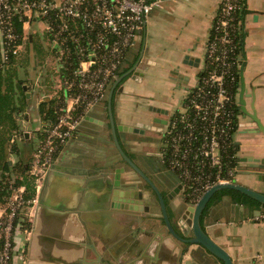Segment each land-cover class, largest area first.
I'll list each match as a JSON object with an SVG mask.
<instances>
[{
  "label": "crops",
  "instance_id": "1",
  "mask_svg": "<svg viewBox=\"0 0 264 264\" xmlns=\"http://www.w3.org/2000/svg\"><path fill=\"white\" fill-rule=\"evenodd\" d=\"M219 2L220 0H162L161 5L150 12L145 27L126 52L125 60H130L142 45L148 66L146 71H158L169 86L167 92L157 97L145 96V92L137 87L145 71L140 81L127 78L114 97L116 123L144 129L143 132L118 131L120 143L125 151L137 150L139 154L144 153L142 157H137V161L150 174L152 170L145 160L154 150L155 143L152 141L153 133L149 130V125L151 119L159 114L148 110V106L152 104L166 107L169 109V116L181 103L184 89L195 81V75L204 65L209 28ZM243 3L244 7L252 10L245 15L241 11L240 15L241 46L242 52L246 54L243 74L247 87L254 91L252 102L264 124V0H243ZM26 32L24 47L26 43L31 45L37 35L49 44L41 22L32 20L26 26ZM186 53L194 63L197 61L195 58H198L196 65L181 63ZM176 65H179L180 71L189 75L184 84L180 85L170 77L169 70ZM34 70L40 74L39 70ZM175 88L179 91L177 95ZM25 90L28 92V95L25 93L26 100L30 103L27 107H33L36 111V118L33 120H30L29 115L28 125L25 116L21 117L17 112L16 119H20L17 129L26 132L27 129L35 130L40 99L27 85ZM105 108L106 102H98L87 110L73 135L48 166L39 186L35 188L32 204L24 212L29 226L14 229L13 248L17 258L14 261L12 259V264L20 262L19 251L24 248L26 257L23 264L29 257L36 261L42 260L40 250L46 253L63 249L65 252L70 251V256L71 253L75 254L73 261L77 262H83L85 254L94 257L92 252H96L99 259L109 260L112 264L179 263V243L168 232L152 189L118 153ZM235 138L240 142L239 155L264 156V132L247 133L237 130ZM22 147V143L18 144L15 151L24 153ZM242 164L248 163L242 161ZM260 171L264 172V169ZM116 172L134 185L116 187L113 184ZM170 172L171 176L165 181L157 182V185L164 197L170 221L178 230L177 219L180 215L178 216L174 207L182 199L179 194L183 192V187L172 197L167 195L179 180L175 173ZM238 174L241 176L238 182L259 191L264 190V180L258 179L256 174ZM140 190L143 191V202L150 207L151 218L143 222L130 221L126 213L109 206L111 197L128 200L120 196ZM221 197L203 214L201 220L204 229L226 249L233 264H264V218L261 215L264 206L237 203L231 195L224 194ZM36 219L37 226L42 231L33 230ZM191 247L195 245L192 244ZM32 253L36 256L31 257ZM183 258H189V255L185 254ZM49 262L62 264L57 261ZM217 264L222 263L219 261Z\"/></svg>",
  "mask_w": 264,
  "mask_h": 264
},
{
  "label": "built area",
  "instance_id": "2",
  "mask_svg": "<svg viewBox=\"0 0 264 264\" xmlns=\"http://www.w3.org/2000/svg\"><path fill=\"white\" fill-rule=\"evenodd\" d=\"M161 2L0 0V70L24 48L26 26L32 20L41 22L50 50L64 61L62 98L53 107V117L42 118L38 114L35 147L31 159L25 163V173L33 179L34 188L39 186V180L83 115L105 97L126 52L143 30L150 12ZM243 8V0H220L209 28L204 65L195 81L184 89L181 103L169 114L161 133V160L177 175L182 193L192 202L210 186L236 179L241 169L242 161L235 150L239 121L235 83L242 63ZM16 15L21 20V34L14 28ZM18 114L29 119L27 109L19 110ZM23 133L24 130L13 129L8 140L14 143ZM7 182L12 191L1 207L0 264H6L10 258L15 215L34 200V196L24 197V184ZM261 215L264 218V212Z\"/></svg>",
  "mask_w": 264,
  "mask_h": 264
},
{
  "label": "water",
  "instance_id": "3",
  "mask_svg": "<svg viewBox=\"0 0 264 264\" xmlns=\"http://www.w3.org/2000/svg\"><path fill=\"white\" fill-rule=\"evenodd\" d=\"M248 12H252L251 9L244 7L242 10V14L245 15ZM256 16V15H254ZM145 27V26H144ZM142 32V31H141ZM245 52H242V63L240 66L239 76H240V93H239V100H240V106L241 109L246 112V101L244 99L243 92L245 90V78L243 74V68H244V59H245ZM140 59V58H139ZM198 61V58H195ZM137 61L127 70H125L122 73H118L114 80L112 81L111 87L108 91L107 95V113H108V119H109V127L111 136L114 142V145L122 157L124 161L136 172L138 173L148 184L150 189L154 192L156 195V198L159 202L160 210H161V217L164 221V224L168 230V232L178 241L179 243V249H180V255H179V263L178 264H217L219 261H221L222 264H233L232 258L230 257L229 253L224 249L220 244H218L210 235L206 232L204 229V226L202 225V215L203 211L212 199V196L214 193L218 190L230 188L237 190L239 192H242L246 194L247 196L259 201L261 204H264V192L259 191L257 189H254L248 185H245L241 182H238L236 179H234L231 182H225V183H216L212 186H210L208 189L202 192L200 197L195 201H190L183 193H180L179 196L182 198L179 203L175 205V209L178 212V219H177V226L178 230L172 225V222L170 221V218L167 213L166 204L164 201V197L161 194L158 186L154 183V181L145 173V171L128 155V153L124 150L122 144L120 143V140L118 138V131L125 130V131H132V132H143L144 129L134 126V125H128V124H122V123H116L115 117L112 113V97H113V91L115 86L121 81L123 77L130 74V78L134 79L135 81H140L142 79V76L144 72L147 70L148 66L147 63H145V58H142L139 62ZM196 61V62H197ZM196 62L194 63L192 58L189 57V55L186 53L183 58L181 59L182 64L187 65H196ZM170 77L176 81L178 84H184L186 80L188 79L189 75L186 73H183L180 71L179 65H176L175 67L171 68L169 70ZM120 88V87H119ZM23 89H26V85L23 84ZM26 95H28V92H26ZM148 110L152 111L153 113L159 114L162 113L163 107L152 105L150 104L148 106ZM250 117L253 119V125L248 128L247 131H253V132H264V124L256 114V111L254 109V106L252 105V112L249 113ZM160 117L159 115H155L151 122H159ZM246 123H237V127H242ZM152 129V126L150 127ZM246 131V130H243ZM240 161H246L249 162V165L252 167L247 170H239L238 173H246V174H256L258 179L264 180V172H261V169H264V156L259 157L255 155H239ZM118 172V170H116ZM115 173L113 184L116 187L121 186H133L134 184H131V182L122 179L120 177V173ZM181 184H178L177 188L170 189L168 191V196L172 197L178 190L180 189ZM175 190V192H173ZM115 194L116 192L113 191ZM227 196V195H226ZM120 197L128 198V200H120L116 196L111 197L109 206L120 209L123 213L127 214V219L130 221L136 220V221H144L145 219L151 218L150 214V207L148 204L143 202V191L140 190L137 193L133 194H123ZM223 199V197H221ZM40 207V206H39ZM41 208L43 210H46V207L41 205ZM40 210V209H39ZM64 215V214H63ZM38 219V215H37ZM36 219V223L33 227V230L42 231L43 229L38 228L37 224L38 221ZM34 237V235H32ZM42 236V235H40ZM47 236V235H46ZM46 238V237H45ZM194 244L195 247H191V245ZM66 250H60L53 252H44L43 250H40L42 257L40 259L45 260H37L36 259H29L26 260L25 264H58L55 262H49V261H57L62 264H112L109 260H103L98 258V254L96 252H92L94 254V257L88 256V254H85V258L83 262L81 261H73L75 258V254L71 253L70 251L65 252ZM185 254L189 255V258L184 259L183 256ZM31 257H35L33 253L30 254ZM71 259V260H70Z\"/></svg>",
  "mask_w": 264,
  "mask_h": 264
},
{
  "label": "rangeland",
  "instance_id": "4",
  "mask_svg": "<svg viewBox=\"0 0 264 264\" xmlns=\"http://www.w3.org/2000/svg\"><path fill=\"white\" fill-rule=\"evenodd\" d=\"M35 40L31 45L26 43V46L19 52V54L14 57L8 67H16L17 69V77L24 81L23 83L27 85V88L32 89L35 92V96L39 97V99L44 100L50 97L61 96V68L64 64V61L60 58H56L53 52L50 50V44H47L45 41L41 40V36H35ZM34 69L40 71V74L37 73ZM159 72L154 69H148L146 71L143 79L137 83V87L141 88L145 92V96H155L157 97L159 94L167 92L169 89L168 84L165 83L164 78L159 76ZM176 95L179 93L178 89H174ZM62 97V96H61ZM60 100V99H59ZM29 101L25 100L22 105V110L25 108L29 109ZM30 120H33L35 117L36 111L33 107L29 110ZM17 115V114H16ZM20 121V119H18ZM17 120V121H18ZM241 121V117L238 118ZM39 122L36 119V126H38ZM32 127L33 124L31 123ZM12 131H10L11 133ZM10 136V134H9ZM21 138H17L16 142L12 143L11 141H7L6 143V155L5 157L8 159L10 164H14L6 174V178L11 181H15L18 175H21L18 170H20L19 164L28 163L31 159V150L33 152L34 148L30 151L24 148V153H19L15 151V148L18 144L21 145ZM241 169H244L247 164H241ZM18 168V169H17ZM240 169V170H241ZM22 172V171H21ZM236 179L239 181L241 179L240 174H236ZM40 182V180H39ZM34 183V181H33ZM253 188V187H252ZM5 205V198L1 200L0 207ZM26 211L22 207L18 210L19 214L24 213ZM27 219V217H25ZM15 234L13 229V235ZM11 233V238H13ZM12 242V239H11ZM14 244H11L10 248V258L6 264H12L15 258H17V254L14 253ZM18 252V251H17ZM13 254V257H12ZM26 257V249L19 251L20 262L17 264H21L24 258ZM23 264V263H22Z\"/></svg>",
  "mask_w": 264,
  "mask_h": 264
},
{
  "label": "trees",
  "instance_id": "5",
  "mask_svg": "<svg viewBox=\"0 0 264 264\" xmlns=\"http://www.w3.org/2000/svg\"><path fill=\"white\" fill-rule=\"evenodd\" d=\"M243 10V9H242ZM14 28L18 34H21V20L18 19L17 15L14 18ZM240 37H242V31L240 32ZM242 42V41H241ZM242 47V46H241ZM12 59L10 60L11 63ZM9 63V64H10ZM121 73V72H120ZM61 76H65L61 74ZM239 77V74H238ZM21 79L17 77V69L16 67H8L4 70H0V202L7 196L11 194L12 189L9 188V184L7 182L6 174L9 172L8 170L14 166V164H10L8 159L5 157L6 155V143L9 138L10 131L16 129L19 124L16 119V114L19 110H22V105L26 100V90L23 89V83ZM239 85V78L235 83V91H237V87ZM61 91V96L63 95ZM62 97H50L48 99H44L38 103L37 112L40 117H53V107ZM235 144V150H236ZM12 165V166H11ZM20 174L22 178H17L13 182L14 185L24 184V197L31 198L35 194V188L33 179L28 177L25 173L26 167L25 163L19 164ZM18 169V168H17ZM22 171V172H21ZM221 194H229L231 195L232 199L237 203L242 204H250V205H263L259 201L247 196L246 194L239 192L234 189L225 188L218 190L216 194L212 197L208 205L203 211V214L207 212L209 206L217 201ZM203 216V215H202ZM25 214L17 213L13 219V228H12V235L13 229L16 227L23 228L28 227L29 222L25 219ZM12 239L11 244H14V239ZM1 240H0V249H1ZM9 263V262H8Z\"/></svg>",
  "mask_w": 264,
  "mask_h": 264
},
{
  "label": "flooded vegetation",
  "instance_id": "6",
  "mask_svg": "<svg viewBox=\"0 0 264 264\" xmlns=\"http://www.w3.org/2000/svg\"><path fill=\"white\" fill-rule=\"evenodd\" d=\"M144 55H145V53H144V47L141 45L139 47L138 51L136 52V54L130 60H124L123 64L121 65V69H120L119 73L120 72L122 73L125 70H127L128 68H130L137 61V59L140 61L142 58H144ZM129 76H130V74H128L125 77H123L121 79V81L114 88L113 97H112V106H111L113 115H114V102H115L114 101V97L117 94V91L122 89V83L127 78H129ZM238 78H239V85H238V88H237V101H238V107H237L238 114H237V116H238V118L241 117V119H242L241 121H238V122L246 123V124L244 126H242V127H237L236 128V131L237 130H242V131L243 130H246L244 132L252 133L253 131H247V130H248L249 127L254 126L253 125V119L249 115V113L252 112V105L254 106V103L252 102V99L254 98V91L252 90V88H250V87L248 88L247 85H246V82H245V90L243 92V95H244V99L246 101L245 105H246L247 111L244 112L241 109V106H240V100H239L240 99L239 98V93H240V76ZM111 84H112V82H110L109 85L107 86L105 97L100 102H106L107 103V95H108V91H109V89L111 87ZM247 98H249L250 101L247 102ZM163 109H165V110H163L162 113H159L160 121L159 122H154V123L151 122V124L149 125L150 127L152 126V129H149V130L153 133V137H152L153 139H152V141L155 143V147H154V150L151 152V154L148 155V158H146L145 161L148 162L149 167L152 170V174H150L147 171H145L143 169V167H142V163L141 162L139 163L137 161V157H139V156L142 157L144 153H140L139 154V151H137V150H133V152L132 151H126L128 153V155L145 171V173L154 181V183L156 185H157V182L165 181L172 174L170 172L171 170H169L165 166V164L163 163V161L161 160V157H160L161 133H162L163 128H164V126H165V124L167 122L168 113H169V109L168 108L164 107ZM254 109H255V106H254ZM255 111H256V109H255ZM105 112L108 115L107 108H105ZM256 114H257V112H256ZM37 118L39 120V117H37ZM25 121L27 122L26 125H28L29 119L28 120H25ZM34 128H35V130H32V131L27 129L26 132L24 131V133L20 137L22 139L21 140V143L23 144V147L24 148L33 149L35 147V142H36V135H35V133H36L37 126H34ZM235 144L237 146L236 147V150L238 152L240 142L236 139V143ZM247 163H248L247 166L244 169H241V170H247V169L252 168L249 165V162H247ZM136 174H137V176H139L140 178H142L138 173H136ZM176 177H177V175H176ZM178 184H181L180 180H178V182H175V184H174L175 185V188L178 187ZM180 187H182V184H181ZM160 192H161V190H160ZM173 192H175V190H173ZM216 192L214 194H216ZM263 192H264V190H263ZM161 194H162V192H161ZM222 195H224V194H221V196ZM225 195H229V194H225ZM261 206H263V205H261Z\"/></svg>",
  "mask_w": 264,
  "mask_h": 264
}]
</instances>
